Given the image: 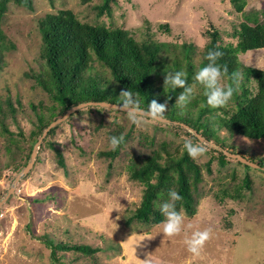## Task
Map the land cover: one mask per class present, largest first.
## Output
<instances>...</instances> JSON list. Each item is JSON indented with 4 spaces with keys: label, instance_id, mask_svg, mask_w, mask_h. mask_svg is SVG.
Listing matches in <instances>:
<instances>
[{
    "label": "rangeland",
    "instance_id": "1",
    "mask_svg": "<svg viewBox=\"0 0 264 264\" xmlns=\"http://www.w3.org/2000/svg\"><path fill=\"white\" fill-rule=\"evenodd\" d=\"M103 2L33 0V9L13 1L8 4L2 21L8 41L0 62V202L5 199L0 207V264H264V172L246 169L235 159L221 163L218 148L203 138L194 141L193 129L182 124L200 117L199 122L216 129L227 149L257 161L264 159L263 139L230 133L222 125L236 108L233 97L227 107L211 108L203 99L204 88L195 80L212 32L218 30L221 44H236L242 22L254 25L263 20L264 0H247L242 12L230 0H116L111 2L110 13L99 15L97 6ZM64 9L72 10L84 23L123 28L139 43H160L154 86L164 91L158 99L167 102L164 115L177 114L178 120L145 116L146 122L137 126L122 110L84 107L47 135L33 167L17 180L40 136L39 117L46 126L68 111L62 113L61 105L36 79L38 75L47 79L39 22ZM239 59L243 67L264 69V47L240 53ZM190 64L188 86L194 89L193 98L181 110L175 102L183 90L178 91L173 110L171 88H164V78L167 72L178 70L187 77ZM93 65L89 73L99 77L101 85L120 87L100 62ZM221 84L229 86L227 78L222 77ZM246 87L252 94L257 92L254 80ZM105 101L121 104L122 99ZM138 107L148 108L141 103ZM205 107L209 110L202 114ZM180 117L183 127L178 125ZM118 134L126 136V142L116 156H109L110 139ZM186 140L202 144L207 152L195 160L202 169V180L194 192L195 213L179 210L185 225L180 235L164 236L165 218L159 223H129L145 189L143 182L131 178V165H140L156 152L164 162V150L179 156ZM246 175L250 188L243 184ZM165 198L157 200L156 208ZM204 229L211 231V239L199 255H193L185 241L194 231ZM48 241L70 247L87 244L99 250L86 254L52 247Z\"/></svg>",
    "mask_w": 264,
    "mask_h": 264
},
{
    "label": "trees",
    "instance_id": "2",
    "mask_svg": "<svg viewBox=\"0 0 264 264\" xmlns=\"http://www.w3.org/2000/svg\"><path fill=\"white\" fill-rule=\"evenodd\" d=\"M11 1L33 9V0H0V62L1 53L7 47L8 41L2 29V21ZM230 1L238 12H242L247 4V0ZM111 2H116V0H104L101 5H98V14L110 13L112 9ZM39 27L42 34L41 56L45 60L47 79H42L39 75L36 79L45 90L52 94L54 100L61 105L62 113L81 103L101 102L110 97H120L122 99L120 95L122 89L130 91L136 99H139L138 103L147 107L152 100L158 101L161 94L164 93L163 90L161 92L156 90L154 86V73L157 69L156 60L162 47L160 43L156 41L139 43L129 31L123 28H110L104 24L93 25L81 22L76 14L69 9L60 10L57 14L50 13L46 15L40 20ZM211 36L212 39L206 46L199 70L209 63L206 59L208 51H221L223 56L217 63L227 67L228 71L223 77L227 78L229 86L234 88L233 99L235 100L236 108L228 119L222 120V125L230 133L242 135L245 138L264 140V69L243 67L239 59L240 53L264 47V18L261 21H256L254 25L242 22L240 29L235 34L238 38L236 44H221L218 30L212 32ZM95 61L100 62L110 71L111 77L120 87L101 85L100 78L89 73ZM192 69L193 66L190 64L186 77L187 84L191 80ZM241 75L243 79L239 81ZM250 80H254L257 84V92L255 94H252L249 88L246 87L247 82ZM104 83L106 84L105 81ZM238 88L241 89V93L238 92ZM180 90L182 89H170L169 91V101L173 110L175 107L173 104L174 97ZM203 99L206 102V96ZM88 106L99 105L88 104L84 107ZM208 110L205 107L202 110V114ZM176 115L163 114V117L169 119V121H174L178 120ZM199 119L200 117L196 118V120L188 118L187 120L184 119L185 123H182L185 124V127L193 129L194 133H192V136L194 141H199L198 138L200 140L203 138L206 144L208 143L210 146L213 145L218 148L221 163H224L227 158L235 159L246 169L254 168L264 172V159L261 158L257 161L246 157L244 152L227 149L226 141L216 135V129L211 128L209 123L199 122ZM182 120L183 118L180 117L178 122L180 127H183L181 124ZM39 121L41 124L39 126L40 136L37 138V134H34L33 137H36L35 142H38L41 138L40 146L43 141L47 140V135L53 132L65 119L56 123L46 133L44 127L47 128L52 120H49L46 126H44L41 116ZM5 130L8 131L7 128ZM119 136L121 135L118 134L117 137ZM126 139L127 137L124 136V142L120 147L116 150L107 151V154L116 156L125 144ZM231 147L233 148V146ZM164 151L167 154L164 162L160 161L163 155L160 152H156L154 155L144 158L140 165H131L133 166L131 178L143 182L145 189L140 206L136 208L128 219L129 223L133 220L147 224L162 222L164 216L159 211V208H156V202L163 195L168 197L170 189H174L183 197L181 201L177 202V211L183 209L189 215L195 213L196 199L194 198V192L202 180V169L188 155L186 150L179 156H173L167 150ZM235 152L257 166L244 163L230 155ZM59 161L64 165L62 157ZM207 167L209 170V163ZM243 181L245 186L251 187V179L248 175L244 177ZM167 199L165 198V200ZM47 243L52 247L65 250L74 249L86 254H93L99 250V248H93L87 244L70 247L67 245H55L53 241H48Z\"/></svg>",
    "mask_w": 264,
    "mask_h": 264
},
{
    "label": "clouds",
    "instance_id": "3",
    "mask_svg": "<svg viewBox=\"0 0 264 264\" xmlns=\"http://www.w3.org/2000/svg\"><path fill=\"white\" fill-rule=\"evenodd\" d=\"M223 56L219 50H210L206 55L209 63L201 68L195 75V80L204 88L206 103L211 108H225L234 95V88L231 86H223L221 79L228 69L221 66L217 61ZM182 89L176 99V106L181 110L185 109L193 98L194 89L188 86L186 73L183 70L175 72H167L164 78V88ZM122 101L120 109L128 114L132 123L141 126L144 121L142 117H150L154 120H161L163 114L167 111V102L159 103L152 100L148 108L140 109L138 103L132 96L130 91L121 92ZM124 142V136H113L110 139V148L116 150ZM184 148L188 155L196 161L203 157L207 148L202 144H194L191 140H186ZM183 197L174 189L168 191V199L158 205L159 211L164 216L162 233L169 238L178 236L184 229V217L182 211H177V202ZM191 228L192 225H187ZM211 239V231L209 229L194 231L189 239L185 241L188 251L193 255H199L205 244Z\"/></svg>",
    "mask_w": 264,
    "mask_h": 264
},
{
    "label": "water",
    "instance_id": "4",
    "mask_svg": "<svg viewBox=\"0 0 264 264\" xmlns=\"http://www.w3.org/2000/svg\"><path fill=\"white\" fill-rule=\"evenodd\" d=\"M88 104H93V105H99V106H106V107H110V108H115L118 110L120 109V104H116V103H110V102H105V101H101V102H88V103H81L77 106H73L70 109H68V111L66 112V114L63 116L62 119H65L68 115H70L71 113H73L74 111H76L77 109L87 106ZM141 109V108H140ZM61 118L53 121L49 127L47 129H45V133L49 130V128H51L52 126H54L56 123H58L59 121L62 120ZM160 121H168L167 119H165L164 117L160 120ZM41 141V138L38 140V142L34 145L32 153H31V157H30V161L28 162L27 166L23 169V172H21V174L18 175L17 180L23 176L26 175L30 169L33 167L36 156H37V152H38V147H39V143ZM228 154V152H226ZM232 157L238 158L239 160H241L244 163H247L249 165H253V166H257L255 164H253L252 162L248 161L246 158H244L243 156L237 154V153H232L230 154ZM13 188L10 190L9 194L12 192ZM5 199L0 202V206L4 203Z\"/></svg>",
    "mask_w": 264,
    "mask_h": 264
}]
</instances>
